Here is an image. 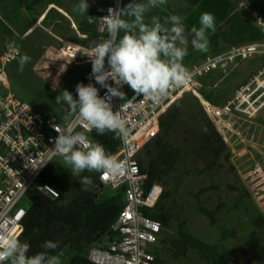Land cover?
<instances>
[{
	"label": "built area",
	"instance_id": "1",
	"mask_svg": "<svg viewBox=\"0 0 264 264\" xmlns=\"http://www.w3.org/2000/svg\"><path fill=\"white\" fill-rule=\"evenodd\" d=\"M125 1L110 0V4L98 8L94 14L88 16V22L97 27L99 41L108 38L102 18L108 15L109 8L124 7ZM253 15L257 21L264 20L257 12H253ZM259 27L264 34V27L260 25ZM57 44L47 46L46 52L32 66L34 73L53 90L59 87L76 60L80 59L84 63L91 64L88 57L83 54L88 50V46L69 40H59ZM263 48L262 44H249L236 46L213 55L205 62L190 69L191 83L173 90L160 104L144 100L142 95L131 92L128 85L120 87V91L125 94L124 99L113 97L111 104L113 111H119L122 105L121 115L126 122L128 136L126 139H121L114 133V138L118 142L114 156L126 161L132 171L109 178L99 175L102 191L105 188L123 191L125 206L117 218V236L104 246L99 244L89 247L87 258L90 263L160 264L155 252L162 225L146 216L143 210L155 209L163 193V187L156 182L147 188L148 176L141 170L140 154L145 145L158 136L161 117L184 94L191 93L197 97L207 112H210L208 111L210 108L216 109L211 105L208 108L207 102L203 101L200 93L204 86L199 83V78L261 54ZM17 51L21 54L20 48L11 44L0 58V234L16 235L23 242L24 220L28 210L22 206V202L27 199L28 192L37 189L52 199L59 197L58 192L52 186L40 183V178L48 166L56 158L61 157L52 151L58 135L54 130V125L60 124L66 128L76 118L73 117L63 122L55 117L47 118L31 104L17 98L12 91L8 75L9 67L19 58ZM105 66L107 67V58ZM53 74L56 75L53 80H59L56 86L46 79V76ZM108 83L115 86L110 80ZM83 84L94 85L101 97H104L107 92V89L96 83L94 78L86 80ZM258 89L264 91L262 83H259ZM249 91V87L241 88L235 99L222 107L220 112L229 115L230 118L238 113L254 116L260 110V106L247 95ZM256 93L255 90L252 94ZM263 94L261 93L259 97L262 98ZM243 104H247L245 109L242 108ZM220 112H218L219 115H221ZM75 130L84 132L88 136L95 129L87 132L82 124H76Z\"/></svg>",
	"mask_w": 264,
	"mask_h": 264
},
{
	"label": "trees",
	"instance_id": "2",
	"mask_svg": "<svg viewBox=\"0 0 264 264\" xmlns=\"http://www.w3.org/2000/svg\"><path fill=\"white\" fill-rule=\"evenodd\" d=\"M44 37L43 34L36 33L19 41L21 54H27L31 59L21 73L18 71V58L9 67L8 75L13 86L32 90L35 101L43 109L45 117H55L63 122L74 116H68L64 111L65 106L55 102L61 84L57 90L49 89L30 70L43 53ZM6 50L7 47L0 41V58ZM89 76L83 77L79 83H84ZM204 92L202 90L200 93L202 98L206 97ZM74 98H78L77 94ZM215 126L201 101L193 94L186 93L161 117L158 136L143 149L140 161L142 172L148 176L147 188L156 182L165 186L155 209L143 210L146 216L162 225L155 252L160 264H164L160 259L163 252L173 254L177 258H186L191 249L199 252L210 264L232 262L231 252L225 247L224 242L236 240L237 231L223 226L220 220V206L211 208L200 199L204 193L212 191L214 186L203 188L194 195L196 203L188 198L191 202L188 203V207H195L192 209L193 213L205 217L211 229L219 232L218 243L209 245L189 231L183 218L186 217L185 209L177 214V218L181 220L177 231L178 238L172 235V225L176 218L172 213L174 210L172 205L178 206V188H181L185 179L176 185L177 189H171L169 181L183 168L186 169L185 164L188 162L190 165L200 167L198 169L200 171L196 170L198 173L201 170L202 173L212 172L214 169L222 168L226 163L231 165L232 153ZM88 139L90 142L103 145L107 153L112 155L116 153L118 142L114 138V133L97 135L94 130L88 135ZM190 160H193V163ZM99 175L100 173L96 172L81 173L82 177L89 176L93 181L89 190L84 191L80 183L74 186L73 180L76 176L71 175L68 166L59 163L48 166L40 178V183L52 186L59 197L52 199L37 189L28 192L30 208L24 220L22 240L31 246L29 255L45 251L42 248L43 243L52 240L58 241L59 246L50 254L58 256L61 264H92L87 258L89 247L102 244L104 239L108 242L117 236L116 231L112 235L109 234L124 209V194L122 190H110L109 194L104 195ZM227 188L230 191H240L239 187L233 185H228ZM191 194L192 197L193 193ZM250 199L251 196L245 189L239 197L238 206L244 205V208L248 209L245 203ZM234 209L237 210V205ZM252 223L258 230H264L263 216L253 219Z\"/></svg>",
	"mask_w": 264,
	"mask_h": 264
},
{
	"label": "clouds",
	"instance_id": "3",
	"mask_svg": "<svg viewBox=\"0 0 264 264\" xmlns=\"http://www.w3.org/2000/svg\"><path fill=\"white\" fill-rule=\"evenodd\" d=\"M166 3L167 0H147V3L133 0L122 8H109L108 15L102 18L108 38L91 42L83 53L92 65L89 79L94 78L96 83L107 89L105 96L101 97L92 84L78 83L75 89L78 98H74L68 90H63L56 97L55 102L65 106V113L76 118L66 128L54 125L58 135L52 149L54 154L63 158L72 176H81L87 171L109 178L132 171L126 161L107 153L103 145L90 142L84 132L76 131V124H82L87 132L95 129L97 135L112 132L126 139L128 131L121 115L122 105L119 111H113L111 104L113 97L124 99L125 94L120 87L128 85L144 100L160 104L173 90L191 83L192 72L183 64L189 43L195 51H209L208 33L216 28L214 15L208 12L201 14L200 26L191 28L192 38L189 41L185 35L184 17L171 15L165 17L163 23L159 16L146 19V13L151 8ZM88 8V0H80L74 11L83 15ZM256 23L264 27V20ZM121 32L123 35L117 40ZM17 55L18 71L22 73L31 58L19 51ZM109 80L115 86L109 84ZM79 183L84 191L93 185L89 176L81 177ZM58 246V241L48 240L42 245L45 251L29 255L31 246L28 242H22L16 235L2 233L0 264H61L58 256L50 254Z\"/></svg>",
	"mask_w": 264,
	"mask_h": 264
},
{
	"label": "rangeland",
	"instance_id": "4",
	"mask_svg": "<svg viewBox=\"0 0 264 264\" xmlns=\"http://www.w3.org/2000/svg\"><path fill=\"white\" fill-rule=\"evenodd\" d=\"M98 1L100 3H103L102 0ZM28 10L29 8L25 6L24 2H17L14 4L12 10L8 11V9H5V4L2 0L0 1V21H7L9 23L22 21L24 19H20L18 18V16H26L28 14ZM65 11L68 14L72 15V22L76 27V30H71L70 34H60L54 36H70L82 42L83 38L81 36L87 34L91 35L95 30H97L96 25L88 22L86 13L82 15L79 12L74 11V7L70 9L66 8ZM47 14L48 16L42 18L41 20H44L43 25L46 27L49 26L51 18L53 16H56L57 12L55 10H52ZM36 33L39 32L34 31V33L31 35H34ZM41 34L47 36V39L50 41L54 39L50 34ZM23 36V34L8 35V39L4 43V40L2 39V36L0 34V41L6 44L5 46L7 48L11 44H15L18 47V42ZM54 41L56 43L57 41L59 42L58 39ZM47 46L48 45H44L43 53L46 52ZM261 50L263 51V53L258 54L253 58L247 59L245 61H238L223 68L222 70L226 72H223L222 70L219 72L220 77L224 78L222 81H220L221 78L213 79V77H216L217 75V73L214 71L199 78V83L201 85H205L203 91H205L204 93L206 97L203 98V101L207 102L208 104L210 103L209 105L211 106L215 105L214 107L216 108L215 110H212L210 107H208L210 108L208 110L210 112H207V110L205 111L209 119L214 123V125H216L215 127L220 132V135L222 136L228 146V149L232 153V157L230 160L231 165L226 163L222 168L214 169L212 172L202 173L201 170V172L198 173L196 170L200 169V167H195V164L190 165V162H188V164H185L186 169L183 168L177 176H174L169 181V187L171 189H177L176 185L181 184L185 179V181L181 185V188H178V206L173 207L172 205V208L174 209L172 210V213L176 216L172 225V235L176 238H178L177 231L181 222V220L177 218V214L185 209L186 217L183 218L184 221L187 222L186 227L189 228V231L199 239L201 238V240L209 245H215L218 243L220 235L219 232L215 229H211L209 221L205 217L198 215L197 213H193L192 209L195 207H188V203L190 202L188 198H190L192 202L196 203L194 195L198 194L201 189L213 186L215 187L212 191L210 190L204 193V195H202L200 198L201 200H203L206 206L214 209L220 206L223 208V210H234V207H236L237 205V210H231V212L228 214L225 213L223 219L226 218V221L222 222L223 226H226L229 229H235L237 231L236 240H228L224 242L225 247L231 252V264H264V230H258L252 223L253 219L259 216L264 217V130L261 129V125H264V116L258 113L254 116H248L247 114L238 113L237 115H235V117L230 118L229 115L223 114L220 111L222 107L228 105V103L233 100L231 99L232 96L230 98H226L227 100L220 99V97L221 95L230 94L231 89L234 88L235 90L233 91L234 93L232 95H235L236 92L241 90L242 86L246 85L248 80H251L248 79L242 85L239 84L240 86L238 87H234V85L230 84L236 76V71H238V73L241 75L240 79H243V77L245 76L244 72L246 70H251L252 68H254V71L257 70V68L259 67L257 65L259 59L258 57H262L264 60V48ZM231 67H234L233 71L230 70ZM30 70L37 78H39L34 73L32 68ZM91 71L92 66L90 64L84 63L80 59L76 60V62L71 66L70 70L67 72L66 76L60 83L61 86L59 85V94L63 90H68L73 94L75 92V86L83 77H88ZM55 78V74L46 76L47 81L54 86H56L59 81L58 79L54 81L53 79ZM39 79L43 81L42 78ZM259 82L264 86V77H262L261 81ZM45 85L49 89L53 90V88L48 86V84L45 83ZM11 86L12 91L18 99L28 102L40 113L44 112L43 109L38 106V103L35 101L31 89H23L20 86H13L12 84ZM258 87L259 83H255L252 90L247 92V95L251 98V100H253L252 97L255 98L262 92L263 89L259 90L258 93L251 95L253 91ZM76 94L77 93L75 92L73 96H75ZM246 107L247 104L242 105L243 109H245ZM218 112H220L221 115H219ZM250 112H252V110H250ZM142 152L140 154V160ZM190 161L191 163H193V160ZM53 163L64 164L63 158H56ZM81 177L82 176H76L74 178V186L79 184V181H76V179L80 180ZM160 184L162 185L164 190L165 186L162 183ZM228 185L237 186L239 187L240 191H230L227 188ZM245 189L251 196L249 202L245 203L248 209H245L244 205L238 206L239 197L241 196V193L245 192ZM103 193L104 195H107L110 193V190L105 188L103 189ZM191 193H193L192 197L194 198L191 197ZM22 206L26 210H29V200L24 199L22 202ZM228 216L231 218H228ZM106 242L107 241L104 239L102 245H106ZM160 259L164 262V264H210L201 257V254L199 252L193 251L192 249L186 258H177L173 254H165V252H163Z\"/></svg>",
	"mask_w": 264,
	"mask_h": 264
},
{
	"label": "crops",
	"instance_id": "5",
	"mask_svg": "<svg viewBox=\"0 0 264 264\" xmlns=\"http://www.w3.org/2000/svg\"><path fill=\"white\" fill-rule=\"evenodd\" d=\"M2 1V0H0ZM5 4V9L11 11L14 4L19 2H24L25 6L29 8L28 14L26 16H18L20 19H24L19 22L9 23L7 21H0V34L2 36L3 42L7 41L8 35L11 34H23V38L30 36L36 32L50 34L54 39L52 41L47 39V36L44 37L45 45H58L54 40H69L76 41L83 46H89L93 41L100 42L96 30L91 35H83L82 42L76 38L70 36H54L60 34H70L71 30H76L72 22V15L68 14L65 10L66 8H73L79 4L80 0H3ZM103 3H100L98 0H88L89 8L87 10L86 16L88 19L89 15L94 14L98 8L110 4V0H102ZM133 2V0H126L124 6L128 3ZM138 3H147V0H135ZM45 3V4H44ZM45 7H44V5ZM245 5V6H244ZM244 6V7H243ZM65 7V8H64ZM55 10L57 12L56 16H53L50 20L48 27L43 25L42 18L48 16V12ZM211 13L215 17L216 28L214 32L209 31V51L198 52L195 51L191 44L189 43L187 55L184 57L183 64L186 68L190 69L197 65L205 62L207 59L213 55L220 54L222 52L228 51L236 46H244L249 44H259L264 45V34L256 23L257 20L253 15V12H257L260 16L264 18V0H167L165 5H162L158 8H151L146 13V19H150L152 16H159L161 22L165 17L171 15H179L184 17L183 23L185 24L186 31L185 35L188 37L189 41L192 38L191 28L193 26L199 27V18L202 13ZM82 35V34H81ZM123 35V32L119 34ZM24 38V39H25ZM19 40V41H20ZM20 44V42H18ZM6 45V44H5ZM19 47V46H18ZM20 48V47H19ZM256 56V55H255ZM262 56V55H261ZM253 58V57H252ZM258 68L254 71L246 70L244 72L245 76L243 79L238 71L235 72L236 76L234 77L231 85L238 87L245 83L248 79L254 80L256 83H260L262 77H264V60L262 57H258ZM222 69L216 70V77L222 81L224 78L220 77V71ZM231 71L234 70V67L230 68ZM223 71V70H222ZM230 71V72H231ZM226 72V71H223ZM219 77V78H218ZM245 79V80H244ZM244 80V81H243ZM250 80L247 81L249 83ZM217 84V83H216ZM215 84V85H216ZM240 84V85H239ZM205 87V85L203 84ZM233 87V86H231ZM243 87V86H242ZM215 88V87H214ZM204 90V88L202 89ZM235 90L231 89L230 94L221 95L220 99L230 98L234 99L237 95H232ZM261 89H256L257 93ZM131 92H134L130 88ZM255 91V90H254ZM230 99V100H231ZM227 100V99H226ZM208 104V103H207ZM210 104V103H209ZM208 106L210 107V105ZM215 106V105H214ZM213 106V107H214ZM257 114V113H256ZM258 114H261V111H258ZM261 129L264 130V125H261ZM219 208V207H216ZM220 211V220L221 223L226 221V218L223 219V216L231 212L233 209L223 210L222 207ZM235 211V209L233 210ZM232 211V212H233ZM223 213V214H222ZM234 213V212H233ZM233 217V216H232ZM228 218H231L228 216ZM107 244V242H106Z\"/></svg>",
	"mask_w": 264,
	"mask_h": 264
},
{
	"label": "flooded vegetation",
	"instance_id": "6",
	"mask_svg": "<svg viewBox=\"0 0 264 264\" xmlns=\"http://www.w3.org/2000/svg\"><path fill=\"white\" fill-rule=\"evenodd\" d=\"M255 83H256V82H254V80L251 79V80L249 81V83H246V85H244L243 87H249V89H250V91H251ZM243 87H242V88H243ZM261 93H264V91H262ZM261 93H260V94H261ZM260 94H258L255 98H254V97H252V98H253V101H255V102H257V103L259 104L261 114L264 116V94H263L262 98L259 97ZM252 95H253V94H252ZM235 97H236V96H235ZM235 97H234V98H235ZM260 99H261V100H260Z\"/></svg>",
	"mask_w": 264,
	"mask_h": 264
},
{
	"label": "water",
	"instance_id": "7",
	"mask_svg": "<svg viewBox=\"0 0 264 264\" xmlns=\"http://www.w3.org/2000/svg\"><path fill=\"white\" fill-rule=\"evenodd\" d=\"M116 230H117V227L115 226L113 231L109 235H112Z\"/></svg>",
	"mask_w": 264,
	"mask_h": 264
}]
</instances>
